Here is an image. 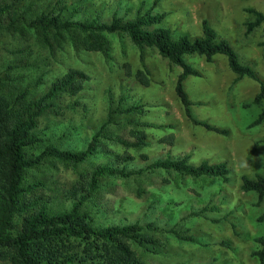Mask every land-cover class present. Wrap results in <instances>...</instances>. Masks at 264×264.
I'll list each match as a JSON object with an SVG mask.
<instances>
[{
  "label": "rangeland",
  "instance_id": "1",
  "mask_svg": "<svg viewBox=\"0 0 264 264\" xmlns=\"http://www.w3.org/2000/svg\"><path fill=\"white\" fill-rule=\"evenodd\" d=\"M0 2L11 4L12 0ZM17 7L25 11L27 18L45 11L71 20L98 22H108L113 13L131 19L136 13L149 10L165 15L158 27L169 30L172 38L180 33L200 36V21L205 20L218 40L228 42L239 62L252 66L264 80V57L259 47L264 24L245 32V24L253 19L245 10L264 13V0H22ZM4 15L0 17V77L4 82L2 94L8 100L25 88L29 91L25 100H35L68 68L82 70L89 76L77 96L62 94L53 100L59 110L57 115L49 112L36 119L34 131L39 138L64 149H80L104 122L109 110L114 111L116 106L140 107L139 115L114 112L102 134L117 141L100 138L99 154L83 163L72 168L43 158L39 165L27 170L25 185H43L27 194V198L41 197L50 211L65 209L69 205L66 193L79 175L109 160L108 152L128 153L133 161L127 168L133 170L166 156H187L192 165L203 160L210 164L224 162L229 171L226 182L146 169L128 179L102 177L92 197L83 204L82 212L97 228L151 223L156 252L131 245L143 264H258L250 251L258 249L254 238L264 237V219L258 221L264 211V197L257 204L255 193L239 190L241 176L250 177L256 172L264 176V169L260 168L264 146L255 144L264 137V119L258 126L249 127L260 107L241 108L257 89L253 81L241 78L233 82L235 76L222 56H215L212 63L196 56L185 58L200 74L188 76L183 82L191 116L226 128L228 135L221 136L184 117L173 91L180 70L154 50H139L124 37L105 35L106 51L90 52L78 45L75 33L56 36L51 31L43 38L20 24L15 31L6 30ZM142 68L147 86L135 78ZM74 102L78 105L71 106ZM133 130L145 134L146 145L124 148L121 142H135L130 134ZM169 135L173 136L170 144L161 141ZM39 144L27 148L26 154H35ZM140 155L146 160H140ZM202 207H215L216 211L195 214ZM20 220L21 216L12 218L16 229ZM176 236H190L196 241L186 242Z\"/></svg>",
  "mask_w": 264,
  "mask_h": 264
},
{
  "label": "trees",
  "instance_id": "2",
  "mask_svg": "<svg viewBox=\"0 0 264 264\" xmlns=\"http://www.w3.org/2000/svg\"><path fill=\"white\" fill-rule=\"evenodd\" d=\"M22 0H12L11 4L0 2V17L7 18L6 30L15 31L17 26L26 27L45 36L53 32L75 33L79 37L78 45L86 51L104 53L107 49L105 35H116L126 38L131 45L139 50L147 48L179 68L175 77L173 91L182 108V113L193 125L208 132L227 136L226 128L211 126L195 120L190 113L191 103L183 89V82L188 76L198 77L200 74L185 62L186 57H201L205 63H212L215 56L225 59L228 70L238 79L247 78L257 85L255 93L241 108L260 107L249 127L258 126L264 119V80L250 65L239 62L236 53L225 40H218L214 31L205 20L200 21V36L190 37L180 33L171 37L169 30L158 27L164 14H154L149 10L142 14L136 13L131 19H123L111 15L108 22H98L96 19L87 21L63 18L61 14L41 11L38 15L27 18L25 11L17 7ZM245 12L253 17L245 24V32L249 33L260 24H264V13L254 9ZM44 38V37H43ZM264 57V30L259 43ZM13 67H8L11 69ZM137 71L136 80L143 86L148 85L144 76L146 71ZM89 80L82 70L68 68L66 72L49 84L45 91L35 100L26 101L28 88L23 89L8 100L2 94L3 80L0 77V262L3 264H143L131 245L144 248L154 253L156 241L151 232V223L124 225H108L95 227L91 225L82 206L98 188L97 182L102 177H118L128 179L140 175L145 169L152 171L173 172L190 178H217L224 182L228 179V168L224 162L210 164L200 161L197 165L188 162L187 156L172 159L153 160L143 169H128L127 165L133 158L126 152L111 154L109 160L95 165L88 173L80 174L78 181L67 191L65 201L68 207L60 211H50L46 202L39 196L27 198L35 189L42 188L40 182L24 184V173L39 165L44 158L62 162L72 168L85 160L99 154V139L116 142V138L102 134L104 127L111 123V115L135 113L140 114V107L129 105L124 108L116 106L109 110L101 126L91 134L90 139L80 149H64L54 143L38 137L34 131L36 119L49 112L58 114L59 110L53 100L62 94L77 96ZM78 105L76 102L71 106ZM70 106V107H71ZM135 142H121L124 148H137L146 145V136L141 131H131ZM172 135L161 141L170 144ZM40 143L35 154H26L25 150ZM264 146V137L255 141ZM112 159V160H111ZM144 161L146 156L140 155ZM115 164V165H114ZM264 169V160L261 167ZM239 190L253 192L257 204L264 197V176L258 172L250 177L241 176ZM215 207H202L195 214L215 212ZM21 216L18 229L12 224L13 216ZM264 219V211L258 221ZM173 235L175 233L172 232ZM177 237V236H176ZM186 242L195 243L196 239L188 236L177 237ZM258 249L250 251L258 264H264V237L253 240ZM227 247V243L222 242Z\"/></svg>",
  "mask_w": 264,
  "mask_h": 264
}]
</instances>
